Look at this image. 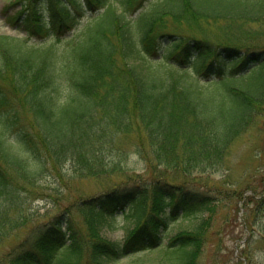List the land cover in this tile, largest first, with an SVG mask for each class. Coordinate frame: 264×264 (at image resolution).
Listing matches in <instances>:
<instances>
[{
    "label": "trees",
    "instance_id": "1",
    "mask_svg": "<svg viewBox=\"0 0 264 264\" xmlns=\"http://www.w3.org/2000/svg\"><path fill=\"white\" fill-rule=\"evenodd\" d=\"M147 1L84 0L97 11L63 48L23 49L0 35L1 121L30 153L21 157L0 137V199L17 194L20 178L42 173L41 148L74 151L78 174L99 177L121 169L103 163V150L135 135L136 151L166 170L85 197L81 218L62 212L31 224L0 264H200L220 200L213 191L222 189H197L186 179L224 165L237 138L264 129V0ZM81 3L14 0L3 15L25 38L60 41L78 25ZM251 198L244 228L264 241L257 213L262 206L264 216V190ZM9 210L0 206V240L33 220H9ZM119 213L129 220L124 236L109 237L104 228ZM198 213L193 224L172 228ZM251 238H242L238 264L257 263ZM147 250L156 257L126 260Z\"/></svg>",
    "mask_w": 264,
    "mask_h": 264
},
{
    "label": "rangeland",
    "instance_id": "2",
    "mask_svg": "<svg viewBox=\"0 0 264 264\" xmlns=\"http://www.w3.org/2000/svg\"><path fill=\"white\" fill-rule=\"evenodd\" d=\"M13 1L0 0V35H10L14 43L23 49L51 44L63 48L81 32L97 11L91 9L82 0L79 9L80 21L76 27L67 31L62 40L57 41L52 36L25 38L26 32L9 25L3 16V7ZM149 1L145 5L150 4L153 0ZM140 10L139 8L136 12ZM10 107V104L7 105L4 111ZM24 117L23 113L22 118ZM1 119L0 115V137L9 143L21 157H30V153L17 142L14 127L6 126ZM116 143L117 145L113 148L104 149L101 158L107 166L119 165L121 169L104 171L99 177H83L78 174L79 163L76 159V152L70 151L67 156H63L55 149L56 155H54L51 151L45 153L40 147L41 154L44 155L42 159L46 164L40 168L42 173L32 178H20L16 184L17 194L8 200L2 198L3 196L0 199V206L7 205L10 208L9 220H15L22 216L33 219L26 228L10 229L8 232L10 234L0 240V260L24 237L32 225L34 228L37 223L46 222L62 212H66L70 216L77 217L79 215L81 218L79 206L82 205V200L85 197L102 193L112 185L126 182V180L132 182L134 176H141L142 179L149 180L153 173L160 175L166 173L163 167H154L151 162L136 151L135 135L129 137L121 135L117 138ZM170 173L177 181H183L185 177L184 174L178 172ZM263 173L264 129L254 126L234 141L224 165L206 170L197 169L187 176V184L194 188L206 190L209 187L215 189L219 186L222 189L213 191L218 194L220 200L216 202L215 211L212 214L209 237L201 255L200 264H238L236 254L245 246L242 238L244 236L248 238L251 235V250L257 258L256 264H264L263 239L255 229L251 233H247L243 224L244 215L251 213L255 205L251 196L255 194V190L258 193L264 190ZM14 198L18 201L17 203H11V201H15ZM261 208L262 206L257 213L259 218L264 220ZM198 214L197 216L192 214L181 221L178 220L173 225L175 227L172 226V228L193 224L201 217V214ZM208 214L209 212H204L203 215L208 216ZM128 223L129 220L122 214H116L112 223L104 228L105 234L112 238H123L125 225ZM156 255L157 252L147 250L132 254L126 260L136 262L140 257L145 256L150 259L155 258Z\"/></svg>",
    "mask_w": 264,
    "mask_h": 264
}]
</instances>
